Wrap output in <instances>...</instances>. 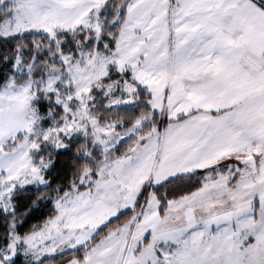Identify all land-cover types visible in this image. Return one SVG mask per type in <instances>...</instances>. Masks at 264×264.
Returning <instances> with one entry per match:
<instances>
[{
  "label": "snow or ice",
  "instance_id": "1",
  "mask_svg": "<svg viewBox=\"0 0 264 264\" xmlns=\"http://www.w3.org/2000/svg\"><path fill=\"white\" fill-rule=\"evenodd\" d=\"M264 264V0H0V264Z\"/></svg>",
  "mask_w": 264,
  "mask_h": 264
},
{
  "label": "trees",
  "instance_id": "2",
  "mask_svg": "<svg viewBox=\"0 0 264 264\" xmlns=\"http://www.w3.org/2000/svg\"><path fill=\"white\" fill-rule=\"evenodd\" d=\"M59 264H63V261L61 260V261L59 262Z\"/></svg>",
  "mask_w": 264,
  "mask_h": 264
}]
</instances>
